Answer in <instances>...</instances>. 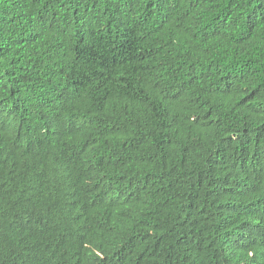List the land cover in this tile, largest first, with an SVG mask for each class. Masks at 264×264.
<instances>
[{
  "label": "trees",
  "instance_id": "obj_1",
  "mask_svg": "<svg viewBox=\"0 0 264 264\" xmlns=\"http://www.w3.org/2000/svg\"><path fill=\"white\" fill-rule=\"evenodd\" d=\"M262 200L264 0H0V264H258Z\"/></svg>",
  "mask_w": 264,
  "mask_h": 264
},
{
  "label": "clouds",
  "instance_id": "obj_2",
  "mask_svg": "<svg viewBox=\"0 0 264 264\" xmlns=\"http://www.w3.org/2000/svg\"><path fill=\"white\" fill-rule=\"evenodd\" d=\"M120 174L123 175L122 172H120ZM120 182H121V178L119 175H116L110 180V183H115L118 186L119 192L122 190V186H123L120 185ZM108 184L109 183L101 184L97 188H94V190H97L98 192H103L105 189V185ZM141 187L142 185L136 184L132 188H126L124 193L139 190ZM257 203L258 205L257 207H254V211L250 215L246 216V219H249L251 221V226L248 229V234L246 236L254 235V237L251 239V242L248 244L247 253L249 256H253L254 259L258 262V264H264V200H262L261 202L259 201ZM21 209L22 211L27 210L24 207H21ZM11 224L14 229L12 219H11ZM54 245L57 246V248L53 250L56 256L57 254H65L70 258L71 264L76 263L77 254L81 248L75 249V243L59 244L54 242ZM14 264H52V263L43 257H32V258H22V259L18 258V261L15 262Z\"/></svg>",
  "mask_w": 264,
  "mask_h": 264
}]
</instances>
